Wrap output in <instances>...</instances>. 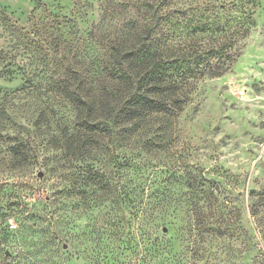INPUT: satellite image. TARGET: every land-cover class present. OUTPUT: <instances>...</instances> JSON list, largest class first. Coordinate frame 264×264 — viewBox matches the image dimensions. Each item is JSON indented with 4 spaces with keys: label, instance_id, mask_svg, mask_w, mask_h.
<instances>
[{
    "label": "rangeland",
    "instance_id": "374dc122",
    "mask_svg": "<svg viewBox=\"0 0 264 264\" xmlns=\"http://www.w3.org/2000/svg\"><path fill=\"white\" fill-rule=\"evenodd\" d=\"M205 10L236 34L233 60L220 76L194 81L170 144L151 157L142 153L141 171L122 176L153 200L151 215L125 232L133 248L111 249L110 224L120 212L59 194L65 207L56 264H97L98 252L107 255L103 264H114L119 251L124 264H251L254 254L264 257V207L256 202L264 192V0H0V203L24 213L40 209L62 185L40 164L56 150L54 136L69 114L62 81L79 74L92 83L109 39L136 22L171 33L176 43L192 36ZM198 33L195 44L208 42ZM18 143L36 157L30 166H9ZM4 224L17 229L16 214ZM11 240L24 243L19 233ZM20 253L30 259L26 247Z\"/></svg>",
    "mask_w": 264,
    "mask_h": 264
},
{
    "label": "trees",
    "instance_id": "16d2710c",
    "mask_svg": "<svg viewBox=\"0 0 264 264\" xmlns=\"http://www.w3.org/2000/svg\"><path fill=\"white\" fill-rule=\"evenodd\" d=\"M207 10L200 15L204 20L194 17L200 21L192 23L191 29L192 36L200 32L210 37L206 43L195 44L189 33L175 43L171 33L157 34L148 23L136 22L128 31L109 39L100 72L92 83L87 82L92 89L79 74L71 81L73 88L70 81H62L60 88L70 106L69 114L62 118L60 134L54 136L52 147L56 150L44 155L40 163L62 185L52 198L43 200L40 209L31 213L0 203V264L57 263L63 224L59 211L65 207L60 206L63 202L59 194H65L68 203L82 202L92 209L107 203L110 210L120 212L119 220L116 217L110 224L116 230L111 249L133 248L124 240L125 232L130 234L128 228L151 215L153 200L146 201L149 193L145 195L133 180L122 181V176L128 171H141L144 166L136 158H141L142 153L151 157L156 147L170 144L176 119L190 99L194 81L220 76L233 60L236 34L229 32L225 23H217V18ZM10 152L12 168L35 162L36 157L25 143H18ZM256 202L264 207L263 191L258 193ZM253 208L254 216L257 206ZM14 214L18 227L12 231L4 222ZM14 233H19L23 244L12 242ZM95 234L100 242L103 233L96 229ZM99 244L97 251L102 249ZM10 247L18 251H7ZM25 247L28 260L20 253ZM63 252L79 258L69 250ZM119 255L120 251L114 256V264H124ZM106 258L98 252L97 264H103ZM251 264H264V257L254 254Z\"/></svg>",
    "mask_w": 264,
    "mask_h": 264
},
{
    "label": "water",
    "instance_id": "95a60500",
    "mask_svg": "<svg viewBox=\"0 0 264 264\" xmlns=\"http://www.w3.org/2000/svg\"><path fill=\"white\" fill-rule=\"evenodd\" d=\"M38 176H42V172H39V173H38Z\"/></svg>",
    "mask_w": 264,
    "mask_h": 264
}]
</instances>
